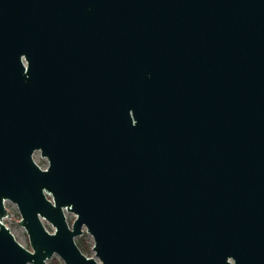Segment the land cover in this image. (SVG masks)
<instances>
[{
    "label": "water",
    "instance_id": "1",
    "mask_svg": "<svg viewBox=\"0 0 264 264\" xmlns=\"http://www.w3.org/2000/svg\"><path fill=\"white\" fill-rule=\"evenodd\" d=\"M53 254L264 264V0H0V264Z\"/></svg>",
    "mask_w": 264,
    "mask_h": 264
},
{
    "label": "rangeland",
    "instance_id": "2",
    "mask_svg": "<svg viewBox=\"0 0 264 264\" xmlns=\"http://www.w3.org/2000/svg\"><path fill=\"white\" fill-rule=\"evenodd\" d=\"M6 205L8 206L9 210L11 211V215L9 218L4 217L5 221L8 223V225L12 228V230L17 234V236L29 247L28 245V240H27V235L25 233V229L19 225L18 221L20 219L19 216V212L17 210V207L15 205V203L6 200L5 201ZM79 236H83L84 240L86 243L91 244L92 245V238L91 236L85 231L82 232L81 235ZM87 255H91L94 256V253L92 250L87 252ZM48 263L53 264L54 262L56 263H62V260L56 255L53 254L51 258L47 259Z\"/></svg>",
    "mask_w": 264,
    "mask_h": 264
},
{
    "label": "trees",
    "instance_id": "3",
    "mask_svg": "<svg viewBox=\"0 0 264 264\" xmlns=\"http://www.w3.org/2000/svg\"><path fill=\"white\" fill-rule=\"evenodd\" d=\"M75 241H76V244L78 245V247L80 248V250L83 253L86 254L88 251L91 250V244L86 243L83 236L75 237ZM53 264H62V263L54 262Z\"/></svg>",
    "mask_w": 264,
    "mask_h": 264
},
{
    "label": "flooded vegetation",
    "instance_id": "4",
    "mask_svg": "<svg viewBox=\"0 0 264 264\" xmlns=\"http://www.w3.org/2000/svg\"><path fill=\"white\" fill-rule=\"evenodd\" d=\"M35 153H39V156L41 157V158H45L46 159V157H44V156H41V153H40V150H35L34 152H33V155L35 154ZM35 161V160H34ZM36 162V161H35ZM41 168H45L46 166H47V159H46V164L44 165V166H41L38 162H36ZM5 202V201H4ZM7 218H9V217H7Z\"/></svg>",
    "mask_w": 264,
    "mask_h": 264
}]
</instances>
